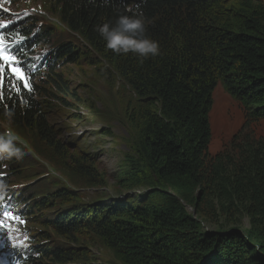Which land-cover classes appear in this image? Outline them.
Returning <instances> with one entry per match:
<instances>
[{
	"label": "trees",
	"instance_id": "trees-1",
	"mask_svg": "<svg viewBox=\"0 0 264 264\" xmlns=\"http://www.w3.org/2000/svg\"><path fill=\"white\" fill-rule=\"evenodd\" d=\"M43 2L99 57L88 67L119 82L122 99L127 101L129 94L124 110L139 159L128 162L117 178L116 191L126 194H106L91 146L83 148L81 138H66L53 124L63 109L57 103L68 109L76 105V110L83 103L72 82L49 65L33 93L17 94L6 76L0 120L7 122L4 111H13L11 128L34 151L45 144L56 159L70 164L68 181L74 187L59 186L52 194L66 207L56 206L49 196L30 197L41 241L33 243L37 257L21 263L95 264L89 250L94 235L121 264H264L263 140L243 133L235 148L239 162L228 167L220 161L208 175V189L228 207L239 205L249 230L206 231L188 211L206 196L202 187L218 85L243 107L246 119L264 121V5L255 0ZM140 13L148 21L146 36L160 47L158 56L143 62L131 53L114 54L97 31L104 23L114 24L119 14ZM28 19L5 31L33 46L34 20ZM34 44H44V39ZM81 56L82 50L67 43L47 60L77 65ZM149 171L159 188L151 185ZM36 209L50 216H40Z\"/></svg>",
	"mask_w": 264,
	"mask_h": 264
},
{
	"label": "rangeland",
	"instance_id": "rangeland-1",
	"mask_svg": "<svg viewBox=\"0 0 264 264\" xmlns=\"http://www.w3.org/2000/svg\"><path fill=\"white\" fill-rule=\"evenodd\" d=\"M255 1L264 5V0ZM25 12L32 14L35 18L31 26V28L34 27V36L38 40L44 39L43 45L32 49L33 53L35 51L45 53L48 50L51 51L55 46L67 43L82 50V56L77 66L71 64L64 67L65 63H60L57 65V70L64 73V78H69L68 80L78 91L83 103L78 110H76V105L69 107L71 108L70 111L59 110L54 119V126L61 129L66 138H75V140L81 138L83 148L88 145L91 146L89 150L95 152L93 157L96 162L95 165L105 185L102 191L112 196H121L122 193L116 191L117 178L125 170L124 167L128 162L139 159L134 136L124 110L129 94H126L127 101L122 99V93L118 92L119 82H116L112 77H106V73L104 75L99 74L88 67L92 58L98 61L99 57L93 51L82 46L78 37L69 32L58 16L48 11L43 0H0V22L7 23L11 20L13 23L15 21L25 23L30 20L27 18L28 15L24 16ZM36 82H38L37 79ZM56 106L68 108L65 105L58 106V103ZM66 116L68 117L65 118ZM210 122L212 140L205 161V183L202 187L206 196L200 205L188 207V211L201 222L206 231L237 229L246 232L250 229L249 219L240 212L239 205L230 208L226 202L215 197L213 189H208V175L212 167L220 161L228 167H231L232 162H239L240 158L235 148L243 133L264 141V121L250 122L246 119L243 107L219 84L213 95ZM9 128H11V124L8 121L6 123L0 122V133L8 131ZM11 130L14 131L12 128ZM105 133L108 135L104 136ZM101 136L104 139L100 141L97 137ZM22 140L27 145V155L23 159L19 161L15 159L11 161L0 160V178L8 185L4 193L11 191L12 197H17L20 202L18 204L19 212L20 210L24 212L28 210L20 199L29 200L30 197L36 199L49 196L56 206L66 207L65 202L57 201L55 197H52V194L59 186L74 188L68 181L67 167L71 165L56 159L45 144H39V147L34 151L27 140ZM34 143V146H38L37 142ZM228 167L225 169L230 171L232 168ZM148 175L154 189L159 188L160 185H158L154 174L149 171ZM77 187L84 188L82 185H77ZM42 212L45 216H50L46 211ZM27 217L28 220H23V223L15 221H7L6 223L17 229L13 235L18 240H24V237H27L24 243L28 247L30 241L37 238L35 231L37 226L32 223L30 215ZM82 235L87 237V233ZM89 240L92 242V249L89 250H92L91 254L97 258L95 264H121L104 246L99 237L91 235ZM36 241L41 240L36 239ZM56 241L63 243L57 239ZM8 242L10 245L12 244V241ZM27 247L13 249L18 252ZM8 259L9 254L0 250V264H7Z\"/></svg>",
	"mask_w": 264,
	"mask_h": 264
},
{
	"label": "clouds",
	"instance_id": "clouds-1",
	"mask_svg": "<svg viewBox=\"0 0 264 264\" xmlns=\"http://www.w3.org/2000/svg\"><path fill=\"white\" fill-rule=\"evenodd\" d=\"M95 2L96 0H88V3L90 4H94ZM108 2L109 0H103V3L105 4ZM147 24V18L142 13L132 16L119 14L114 24L104 23L97 27V31L105 41L106 48L111 50L114 54L127 55L131 53L140 58L141 62H143L144 59L156 57L160 54L158 42L146 36ZM35 42H38V39L35 40L33 46H31L26 38L28 52H32V49L35 46L37 47V44H34ZM50 53L51 52H49V55ZM40 84L41 80L36 82L31 92L25 91L21 85L20 89L26 93H33L35 87ZM63 110L70 111L71 109L63 108ZM3 116L9 124H11L14 112L6 110L4 111ZM54 119L53 124H55ZM25 155H27V145L17 133L12 131L11 128L6 132L0 133V160L11 161L15 159L19 161L23 159ZM7 187L8 185L3 180H0V191L5 190ZM36 214L45 216L40 209L36 211ZM34 224L37 226V229L40 230L38 224L36 222H34Z\"/></svg>",
	"mask_w": 264,
	"mask_h": 264
},
{
	"label": "snow or ice",
	"instance_id": "snow-or-ice-1",
	"mask_svg": "<svg viewBox=\"0 0 264 264\" xmlns=\"http://www.w3.org/2000/svg\"><path fill=\"white\" fill-rule=\"evenodd\" d=\"M17 16L19 14H16ZM29 15L28 12L24 13V16ZM13 21L9 20L7 23L0 22V29H7ZM17 35H19L17 33ZM21 40H17L12 37L6 31H0V101L6 99V94L4 92L5 87V78L6 74H11L15 79L13 83V88L19 94L20 92V83H23V87L31 92L32 86L30 83V78L27 76L26 72L22 67V61L20 59L19 53L16 51L17 46L21 43ZM0 199H3L0 197ZM15 221L23 223V220L18 216L14 215L11 207L8 206L3 211H0V234L4 235L6 241H12L11 247L14 249H20L21 247H27L24 243V240L27 237H24V240H18L13 233L17 229L11 227L6 222ZM4 242H0V250L4 247Z\"/></svg>",
	"mask_w": 264,
	"mask_h": 264
},
{
	"label": "bare ground",
	"instance_id": "bare-ground-1",
	"mask_svg": "<svg viewBox=\"0 0 264 264\" xmlns=\"http://www.w3.org/2000/svg\"><path fill=\"white\" fill-rule=\"evenodd\" d=\"M5 7H6V6H5ZM29 17H31V14H29L27 18H29ZM19 22H22V21H19ZM19 22H18V21H15L13 24H17V23H19ZM11 25H12V24H11ZM58 46H59V45H58ZM58 46L53 47V49H56ZM58 60H59V59H54L53 63H51L50 60H49V63H50L52 66H55L56 69H57V65L61 63V62L58 61ZM62 62H64V63L67 64V65H71V63H67V61H65V60H62ZM66 71H67V70H66ZM42 73H44V72L42 71L41 74H42Z\"/></svg>",
	"mask_w": 264,
	"mask_h": 264
}]
</instances>
